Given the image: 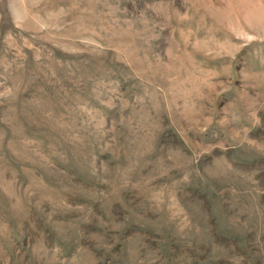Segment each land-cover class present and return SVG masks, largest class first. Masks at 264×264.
Returning a JSON list of instances; mask_svg holds the SVG:
<instances>
[{"label":"rangeland","instance_id":"obj_1","mask_svg":"<svg viewBox=\"0 0 264 264\" xmlns=\"http://www.w3.org/2000/svg\"><path fill=\"white\" fill-rule=\"evenodd\" d=\"M0 264H264V0H0Z\"/></svg>","mask_w":264,"mask_h":264}]
</instances>
